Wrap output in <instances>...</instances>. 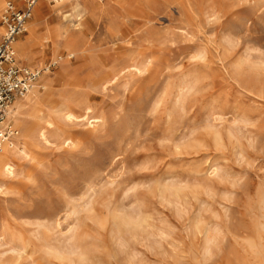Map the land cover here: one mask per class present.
<instances>
[{
	"label": "rangeland",
	"instance_id": "1",
	"mask_svg": "<svg viewBox=\"0 0 264 264\" xmlns=\"http://www.w3.org/2000/svg\"><path fill=\"white\" fill-rule=\"evenodd\" d=\"M41 1L0 264H264V0Z\"/></svg>",
	"mask_w": 264,
	"mask_h": 264
},
{
	"label": "bare ground",
	"instance_id": "2",
	"mask_svg": "<svg viewBox=\"0 0 264 264\" xmlns=\"http://www.w3.org/2000/svg\"><path fill=\"white\" fill-rule=\"evenodd\" d=\"M47 1L48 0H42L39 4L42 7L43 6L42 3H45V2L47 3ZM54 1L56 2V4L53 5L56 8L55 10H60L64 6V3L70 2L72 11L69 12V13H67L66 12L67 10H66L65 11L66 14H63V17L64 18L77 17V19L80 20V22H81L83 16L86 14V8H85L86 3L83 0H54ZM3 3H4V0H0V15H1V10L3 9L2 8L3 5H4ZM59 12L60 13L61 12L63 13V11H61V10ZM43 16L44 15H43L42 9L39 6H37L33 18H31V20H29L28 23H27V25H26L25 31L32 32L34 30L35 26L43 19ZM80 22H78L77 25L80 26ZM59 26H58V28H59ZM68 27H67V29H68ZM63 30H65V29L63 28ZM49 31H50V33L54 34L56 37H58L60 35L62 36V34H63V33L61 34L62 31L60 29H57V28L52 29V28L49 27ZM2 32H3V27L0 24V33H2ZM67 35H68V33H67ZM65 38H67V37H65ZM40 46H41V44H40ZM14 48H15L16 57L19 60V63L20 64H21V61L20 60L25 61V60L28 59V56L30 54V50H28L25 47V43L22 40H20V41H17L16 40L14 42ZM68 50L69 51L67 52V55H65V56H67L66 58H64L63 56H60V57L57 58V60H55V62L58 61V59L65 60V62H66L68 58L73 57L77 53V50L74 47L73 48L70 47V48H68ZM29 68H33V67L29 66ZM41 69H45L44 72H43V74L40 75L39 79L33 84V87L25 95V97H23V98H17L13 103H11L9 105V107L7 109V119H6L7 120L6 122L9 125H10V123H13L14 125L18 124L19 123V117H20V115H22L28 107H33V110H35V111L36 110H40V106H42L43 102L44 101H48L49 97L51 96V88L53 86V82H54L53 77L54 76L51 77V74L52 73L49 72V70H50L49 66L41 67ZM65 116H66V118H69V119H71L72 117H76L75 116V113H72V112H69V111L65 112ZM45 122L49 126H52V122L50 120L46 119ZM15 130L17 131V135L12 140L2 141L0 139V170H3V172L6 171V172H8V174L9 173L10 174L14 173V171L16 169V168H14L13 161H12V158H11L12 153H14L15 150H20L22 153H24V154L27 155V152H28V151L27 152L25 151V147L23 145V139L25 137L24 134H23L24 132H20L17 129H15ZM46 130L47 129H45L44 131H42L40 133L44 137V139L47 142H49L50 141V138H49V136H48L49 139L47 138L46 133H48V132H45ZM26 134H27V132H26ZM8 176H10V175H8ZM177 194H178V192H177Z\"/></svg>",
	"mask_w": 264,
	"mask_h": 264
},
{
	"label": "built area",
	"instance_id": "3",
	"mask_svg": "<svg viewBox=\"0 0 264 264\" xmlns=\"http://www.w3.org/2000/svg\"><path fill=\"white\" fill-rule=\"evenodd\" d=\"M39 0H7L0 15V139L12 140L17 131L6 121L7 109L23 98L40 77L41 71L22 66L16 58L14 42L26 29Z\"/></svg>",
	"mask_w": 264,
	"mask_h": 264
},
{
	"label": "crops",
	"instance_id": "4",
	"mask_svg": "<svg viewBox=\"0 0 264 264\" xmlns=\"http://www.w3.org/2000/svg\"><path fill=\"white\" fill-rule=\"evenodd\" d=\"M34 12H35V10H34ZM18 41V40H17Z\"/></svg>",
	"mask_w": 264,
	"mask_h": 264
}]
</instances>
